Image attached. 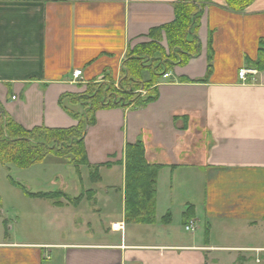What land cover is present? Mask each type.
I'll use <instances>...</instances> for the list:
<instances>
[{
    "label": "crops",
    "instance_id": "crops-1",
    "mask_svg": "<svg viewBox=\"0 0 264 264\" xmlns=\"http://www.w3.org/2000/svg\"><path fill=\"white\" fill-rule=\"evenodd\" d=\"M192 1L0 0V115L25 129L78 125L85 108L76 96L120 83L128 53L144 43L163 48L147 58L144 81L159 66L171 73L137 89L131 105L96 110L84 135L88 164L49 155L24 169L0 165L19 175L6 174L7 197L0 191V264H236L264 254V68L253 66L264 0L243 11L199 0L188 38L195 54L171 47L163 28L177 4ZM243 67L257 70L248 82L238 76ZM77 69L82 78L73 82ZM137 141L150 164L163 166L150 224L126 220L124 152ZM104 163L112 166L92 181L91 167ZM9 176L33 193L86 197L78 205L28 197ZM189 207L197 230L186 236Z\"/></svg>",
    "mask_w": 264,
    "mask_h": 264
},
{
    "label": "trees",
    "instance_id": "trees-1",
    "mask_svg": "<svg viewBox=\"0 0 264 264\" xmlns=\"http://www.w3.org/2000/svg\"><path fill=\"white\" fill-rule=\"evenodd\" d=\"M255 0H227L228 6L234 11H243ZM199 0L192 2H180L176 5V19L170 25L164 26L169 30L171 47H179L181 50L189 49L191 54L198 52L196 41H189V35L194 33L192 29L198 18L201 4ZM211 46V41H210ZM163 48L158 42L144 43L135 47L128 53L123 62L122 81L118 84H96L89 87L83 93L76 96L85 108V113L80 117L79 123L70 128H49L38 126L33 129H25L11 119L0 115V165L13 164L19 168H28L37 163H42L49 155L63 158L76 168L88 164L84 135L89 125L94 123V114L100 108L131 105L139 101L138 89H150L158 81V77L169 71L168 68L157 67L155 77L144 81L141 72L149 63L147 58H153ZM213 58L209 56L208 76L213 71ZM253 66L264 68V37L260 39L258 58ZM137 90V91H138ZM152 91L150 90V93ZM150 101L152 98L145 95ZM125 212L128 222L150 224L156 221V196L157 179L162 165L150 164L146 159V146L144 142L137 141L125 146ZM101 166H112L111 163L99 164L91 167V179L100 181L99 169ZM14 185L20 187L28 197L46 198L58 200L68 199L72 204L78 205L85 197V192L77 197H71L62 191L33 193L27 188L11 179ZM86 192L87 194L90 193ZM59 203V202H58ZM190 210V212H189ZM184 216L186 224L190 221L189 214L193 215L191 207ZM167 215H170L169 213ZM205 236L209 237V228L205 229Z\"/></svg>",
    "mask_w": 264,
    "mask_h": 264
},
{
    "label": "rangeland",
    "instance_id": "rangeland-1",
    "mask_svg": "<svg viewBox=\"0 0 264 264\" xmlns=\"http://www.w3.org/2000/svg\"><path fill=\"white\" fill-rule=\"evenodd\" d=\"M38 166L49 167V165H39V164H38ZM6 174L11 175L15 180H18V178H19L18 176L19 175L17 174L16 170L12 171V170L6 168L5 166H0V191H2L4 193V195H6V197H7V193H6L5 188H4L5 183L8 182L7 178H6ZM84 174H86V171H84ZM11 176H9L10 181L12 179ZM190 220H193V219H190ZM79 221H81V219H79ZM91 221L93 223L92 226H93L94 231L98 233L100 231V229H99L100 227L98 226V223H97L98 221L96 220L95 217H92ZM196 230H197V228H196ZM185 234H186V236H189V235L192 234V232H187L186 231ZM248 250L255 251V252H262V249H258V248L257 249H248ZM243 260L244 259L241 258L240 260H238L236 262V264H264V254L255 255V256L251 255V256L247 257V260H248L247 262H245V261L243 262Z\"/></svg>",
    "mask_w": 264,
    "mask_h": 264
},
{
    "label": "built area",
    "instance_id": "built-area-1",
    "mask_svg": "<svg viewBox=\"0 0 264 264\" xmlns=\"http://www.w3.org/2000/svg\"><path fill=\"white\" fill-rule=\"evenodd\" d=\"M257 73V70L253 69V68H240L239 72H238V76L240 78V80L242 82H248L250 79V76H254ZM171 73L169 71L165 72L162 75V78L164 79H168L170 78ZM82 78V70L81 69H77L73 71L72 74V81L76 82L78 80H80ZM139 92L141 93H145V91L140 90ZM113 229H119L122 230L123 229V225L121 223H116L112 225ZM197 228V223L194 220H190L186 225H185V230L189 231V232H194ZM46 258H49V255H46Z\"/></svg>",
    "mask_w": 264,
    "mask_h": 264
}]
</instances>
